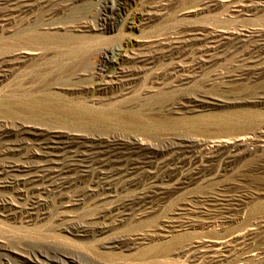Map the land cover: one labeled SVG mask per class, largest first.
<instances>
[{"label": "rangeland", "instance_id": "1", "mask_svg": "<svg viewBox=\"0 0 264 264\" xmlns=\"http://www.w3.org/2000/svg\"><path fill=\"white\" fill-rule=\"evenodd\" d=\"M63 39L94 43L87 51L100 53L121 46L120 53L135 58V64L119 62L115 74L99 66L92 74L82 66V56L51 49L20 52L21 45L36 42L32 48H38ZM36 99L41 105L39 120L10 119L11 111L26 116ZM163 103L167 108L159 116L179 119L183 126L178 124L174 132L179 136L210 141L238 134L235 139L244 135L254 144L248 145V154L242 150L230 163L207 167L204 176L188 184L169 183L164 194L145 207L107 220L100 216L104 210L138 195L140 188L118 180L110 190L92 192L88 185L92 180L77 179L80 173L64 175L72 184L53 193L40 190L31 195L26 191L40 184H12L52 183L41 180L40 165L28 156L41 148L57 151L48 149L43 138L19 132L18 125L68 127L94 138L143 139L146 133H133L130 124L114 123V111L147 120L149 110ZM53 105L56 112L73 114H68V124H56L61 115L51 112ZM99 116L106 121L92 122ZM0 117V264H57L71 259L79 264H264V0H0ZM162 139L151 143L160 148ZM36 201L39 204L34 205ZM168 246L169 252L157 256ZM195 256L201 257L191 259Z\"/></svg>", "mask_w": 264, "mask_h": 264}, {"label": "bare ground", "instance_id": "2", "mask_svg": "<svg viewBox=\"0 0 264 264\" xmlns=\"http://www.w3.org/2000/svg\"><path fill=\"white\" fill-rule=\"evenodd\" d=\"M103 25V24H102ZM106 27V25H105ZM108 29V28H107ZM67 37V35H65ZM59 38V37H58ZM64 38V37H63ZM72 38V37H71ZM28 39V38H27ZM48 39V38H47ZM87 39H89L87 37ZM95 39V38H94ZM104 39V38H103ZM101 40V39H100ZM24 41V40H23ZM26 41V40H25ZM44 41V40H43ZM54 41V40H53ZM109 41V40H108ZM107 41V42H108ZM111 41V40H110ZM113 41V40H112ZM27 42V41H26ZM30 42V40H29ZM48 42V41H47ZM80 42H82V40L80 39ZM19 43V42H18ZM87 43V42H86ZM77 43V42H71L70 40H60L58 42H49L46 44H40L41 47L38 48H32L33 45L37 44L36 42H32L31 44H27V45H21L20 47V52H22V54H27V53H34L37 52L38 54L41 52H47V50H53L55 52H57L58 54L61 55H70V56H82V66L87 67L86 70H88L89 72H92V74H97V69L99 66H101L102 68H106L111 71H113V73L115 74V66L119 63L124 64V63H134L135 58L120 53L121 50L123 49L121 46L118 47V50H116L115 48H110V49H106L105 51L103 50V52H97L98 50L96 49V52H92V51H87V49L91 48L94 46V43ZM100 43V42H98ZM102 43V42H101ZM112 43V42H110ZM17 44V43H16ZM106 44V43H105ZM114 44V43H113ZM19 45V44H18ZM98 45V44H97ZM107 45V44H106ZM110 46V45H109ZM9 48V47H8ZM13 48V47H12ZM65 48V51H61L60 49ZM122 48V49H121ZM4 49V48H3ZM99 49V48H98ZM121 49V50H120ZM15 50V49H14ZM100 50V49H99ZM120 50V51H119ZM10 51V50H9ZM15 54V53H14ZM11 55V54H10ZM193 55V54H192ZM43 56V55H42ZM40 56V57H42ZM54 56V55H53ZM191 56V55H190ZM59 57V55H58ZM197 57V56H196ZM54 58V57H53ZM57 57L55 56V59ZM62 58V57H61ZM64 58V57H63ZM72 58V57H71ZM157 58V57H156ZM160 58V57H159ZM185 58V57H184ZM190 58V57H189ZM70 59V58H69ZM165 59V58H164ZM163 59V61H164ZM61 60V59H60ZM144 60V59H142ZM183 60V59H181ZM197 60V59H196ZM73 61V59H72ZM162 61V63H163ZM70 62V61H69ZM141 62V61H140ZM59 63V62H58ZM80 63V62H79ZM189 63V62H188ZM118 64V65H119ZM135 64V63H134ZM166 64V63H165ZM190 64L192 65V63L190 62ZM197 64V63H196ZM70 65V64H68ZM133 65V64H132ZM140 65V64H139ZM161 65V64H160ZM159 65V66H160ZM164 65V64H163ZM65 66V65H64ZM72 66V65H71ZM130 66V65H129ZM135 67V65H133ZM133 66L131 68H133ZM137 66V65H136ZM143 66V65H141ZM146 66V65H145ZM178 66V65H177ZM180 66V65H179ZM182 66V65H181ZM68 68V66H66ZM157 67V66H156ZM161 67V66H160ZM163 67V66H162ZM161 67V68H162ZM166 67V65H165ZM164 67V68H165ZM63 68V67H62ZM83 68V69H84ZM140 68V67H139ZM138 68V69H139ZM144 68V66H143ZM159 68V69H161ZM171 68V66H170ZM182 68V67H181ZM134 69V68H133ZM133 69H131L133 71ZM141 69V68H140ZM147 69V67H146ZM155 69V68H154ZM158 68H156V70H159ZM172 69V68H171ZM178 69V68H177ZM183 69V68H182ZM62 70V69H61ZM65 70V69H63ZM69 70V68H68ZM125 70V69H124ZM130 70V71H131ZM137 70V69H136ZM142 70V69H141ZM145 70V69H144ZM174 70V69H173ZM181 70V69H180ZM77 71V70H75ZM81 72V70H79ZM83 71V70H82ZM108 71V70H107ZM140 71V70H139ZM156 71V72H157ZM162 71V70H161ZM163 71H165L163 69ZM167 71L168 67H167ZM74 72V71H73ZM99 72V71H98ZM136 72L135 70L133 71V73ZM72 73V71H71ZM61 74L63 75V73L61 72ZM67 74V73H66ZM69 74V73H68ZM76 74V73H75ZM80 74V73H79ZM84 74V73H83ZM113 74V75H114ZM131 74V73H130ZM135 74V73H134ZM60 75V77L62 76ZM73 75V74H71ZM88 75V74H87ZM148 75V74H147ZM59 76V75H58ZM67 76V75H66ZM65 76V77H66ZM96 76V75H95ZM124 76V75H123ZM64 77V79H65ZM68 77V76H67ZM146 77V76H145ZM63 78V76H62ZM69 78V77H68ZM67 79V78H66ZM86 79H88L86 77ZM85 79V80H86ZM92 79V78H91ZM68 80V79H67ZM84 80V79H83ZM89 80V79H88ZM61 81V80H58ZM69 81V80H68ZM72 81V80H71ZM71 81L69 82V84H71ZM64 82V80L62 81ZM67 83V81H65ZM74 82V81H72ZM77 82V81H76ZM105 82V81H104ZM108 82V81H107ZM47 83V82H46ZM48 84V83H47ZM58 84V83H57ZM73 84V83H72ZM109 84V83H108ZM111 84V83H110ZM46 85V84H45ZM76 85V83H75ZM50 86V84H49ZM68 86V85H67ZM47 87V86H46ZM63 87V86H62ZM66 87V85H65ZM71 87V86H70ZM51 88V86H50ZM43 90V89H42ZM41 90V91H42ZM49 91V90H47ZM36 92V91H35ZM56 92V91H54ZM37 93V92H36ZM35 93V94H36ZM40 93V91L38 92ZM37 93V94H38ZM58 92H56L57 94ZM79 93V92H78ZM55 94V96H57ZM61 94V92H60ZM66 94V93H65ZM74 94V93H73ZM23 95V94H22ZM34 95V94H33ZM41 95V94H40ZM59 95V94H58ZM62 95V94H61ZM64 95V94H63ZM163 95V94H162ZM44 96V95H43ZM47 96V95H46ZM52 96V95H51ZM75 96V95H74ZM79 96V95H78ZM165 96V95H163ZM14 97V96H13ZM26 97V96H25ZM25 97H23L22 99H24ZM38 97V96H37ZM49 97V96H47ZM54 97V95H53ZM58 97V96H57ZM67 97V96H64ZM73 97V96H72ZM41 98V97H40ZM63 98V97H62ZM71 98V97H70ZM151 98V97H150ZM164 98V97H163ZM169 98V97H168ZM192 98V97H191ZM202 98V97H201ZM21 99V101H22ZM34 99V98H33ZM52 99V98H50ZM48 99V100H50ZM58 99V98H57ZM155 99V98H154ZM30 100V99H29ZM45 100H47L45 98ZM153 100V98H152ZM196 100V99H195ZM205 100V99H203ZM206 100H208L206 98ZM205 100V101H206ZM12 101V100H11ZM28 101V100H27ZM25 101V102H27ZM61 101V100H60ZM119 101V100H117ZM174 101V100H173ZM200 101V100H199ZM209 101H211L209 99ZM206 101V102H209ZM215 101V100H214ZM24 102V103H25ZM31 102V101H30ZM49 102V101H48ZM59 102V101H58ZM121 102V101H120ZM170 102V99H169ZM190 102V101H188ZM205 102V103H206ZM23 103V104H24ZM43 104L45 102H42ZM47 103V102H46ZM115 103V102H114ZM144 103V102H143ZM166 103V102H165ZM165 103L161 104V105H156L157 107H153L152 109L148 110L150 111L151 117H147V120H145V117L142 119H139L138 116L136 117L135 114L134 116H129V112L128 115H121L122 112H119V116L117 115V112L115 113L114 111V117L113 118V122L114 123H120V124H130L131 126H129L128 128H130V131H132L133 133H146L145 135H143V139H138L137 137H133L132 138H127V139H122L119 136H109V137H102V136H98L97 138H94L93 135L92 137L83 135L82 133H76L74 131H70L65 128H58L60 126H58L57 128L55 126V128H47V127H42L41 125H39V123L37 125H18L16 123V125H18V130L23 131V133H29L32 135L37 136L38 138H43L44 140V144L48 145V149L51 150H57L55 153H51V152H44L38 148V152L36 153H32L28 156V159H35L37 160V164L40 165V169L42 170V172L44 173V175L42 174L41 180L44 182H52V183H12V184H17L20 186H32L34 184H40V186H35L32 187L31 189H28L26 192L30 193L31 195H34L36 192H41L40 190H45V192H54L57 188H62L63 186L72 184V183H66L68 179H66L64 177V175L66 174H70V173H80L78 176H76L77 179L79 180H84L85 178H89V180H92V183H88L89 185V190H91L92 192H97V191H101L103 192L104 190H110V188H113L115 186H117L119 183H114V181H121V180H126L129 183H126L127 185L131 186V187H138L140 188V193L134 197H130V199L125 198V200L120 201L118 203H116L115 205H113L112 207H109L108 209L104 210L101 213V217H108L106 218L109 219L110 216L116 215V213H120V212H125L128 210H132L134 208L140 207V206H146L148 204H150L155 198H157L160 195L164 194V189L167 188V186L169 185V183L174 184V183H183V184H188V182L194 180V179H198L202 176H204V170L207 167H212L214 165H218L221 163H230L232 161L233 158H235V156H237L238 153H243L242 150H244L245 154H248V145L251 146V144H254V142H249L248 138H245L241 135V133H239L242 138L239 139H235L237 136H239L237 134L236 136V132L233 133L235 134V138H233L232 136H224L223 137H216L211 139L210 141L208 140H199L198 138L195 139L194 138H188V137H182L179 136L177 133L175 134V130H177V127H179L182 123H178L177 121L179 120H173L170 119L169 117L163 116L164 118H160V113L167 108V105H165ZM192 103V102H191ZM215 103V102H214ZM213 103V104H214ZM13 104V103H12ZM21 104V103H19ZM33 104V103H31ZM92 104V103H91ZM116 104H118L116 102ZM115 104V106H116ZM150 104V103H149ZM176 104V103H175ZM209 104H212L209 103ZM212 104V105H213ZM216 104V103H215ZM28 108H29V104ZM51 105V104H49ZM56 105V104H55ZM103 105V104H102ZM105 105V104H104ZM110 105V104H109ZM120 104H118L119 106ZM136 105V104H135ZM153 105V103H152ZM151 105V106H152ZM219 105V104H218ZM16 106V105H15ZM114 106V104L112 105ZM111 106V107H112ZM128 106V105H126ZM155 106V105H154ZM201 106V105H200ZM6 107V106H5ZM14 107V105H13ZM31 107V106H30ZM33 107V106H32ZM31 107V108H32ZM48 107V105H47ZM50 107V106H49ZM85 107V106H84ZM101 107V106H100ZM120 107V106H119ZM135 107V106H133ZM144 106H140V108H138L139 110H142ZM212 107V106H211ZM23 108V107H21ZM25 108V107H24ZM41 108L40 105V101L36 99V103L35 106L33 108V110H29L30 112L26 113V116L20 117L18 116L19 113H16L14 111L9 112L10 115V119H21L24 120L25 119H40V115L41 110H39ZM62 108V107H61ZM75 108V107H74ZM77 108V107H76ZM86 108V107H85ZM114 108V107H113ZM116 108L118 109V107L116 106ZM114 108V109H116ZM132 108V107H129ZM142 108V109H141ZM145 108V107H144ZM7 109V108H6ZM13 109V108H12ZM18 109V108H17ZM51 112H54L57 108L56 106L51 107ZM95 109V108H94ZM100 109V108H99ZM111 109V108H110ZM120 109V108H119ZM122 109H124L122 107ZM194 109V108H193ZM209 109V108H208ZM39 110V111H38ZM47 110V109H46ZM58 110V109H57ZM83 110V109H82ZM121 110V109H120ZM130 110V109H129ZM134 110V108H133ZM144 110V109H143ZM205 110V109H204ZM16 111V110H15ZM23 111V110H22ZM45 112V110H43ZM65 111V110H64ZM71 111V110H70ZM69 111V112H70ZM74 111V110H73ZM145 111V110H144ZM142 111V113L144 112ZM147 111V112H149ZM180 111V110H179ZM51 112H48L51 114ZM56 112V111H55ZM86 112V111H85ZM111 112V111H110ZM113 112V110H112ZM136 112V111H135ZM139 111H137L138 113ZM147 112H144L145 114ZM165 112V111H163ZM177 112V111H176ZM184 112V111H183ZM186 112V111H185ZM240 112V111H239ZM238 112V113H239ZM2 113V112H1ZM4 113V112H3ZM7 113V111H6ZM46 113V112H45ZM56 113H58L59 115H61V117L57 118V120L54 121H58V125L60 124H68V112H62L61 111H57ZM54 113V114H56ZM97 113V112H96ZM140 113V112H139ZM143 113V114H144ZM178 113V112H177ZM224 113V112H223ZM25 114V113H24ZM72 114V113H71ZM78 114V113H77ZM84 114V113H83ZM109 114V112H108ZM148 114V113H147ZM166 114V113H165ZM236 114V112H235ZM242 111L241 114L242 115ZM23 115V114H22ZM43 115V114H42ZM52 115V114H51ZM50 115V116H51ZM73 115V114H72ZM78 115H81V113H79ZM87 115V113H86ZM164 115V114H163ZM205 115V114H204ZM202 115V116H204ZM218 115V114H217ZM226 115V114H225ZM245 115V114H244ZM256 115V113H255ZM259 116H261L260 114H258ZM256 115V116H258ZM2 116V115H1ZM45 116V115H43ZM48 116V115H46ZM55 116V115H54ZM57 116V115H56ZM85 116V115H83ZM93 116V115H92ZM101 116V115H100ZM95 117L92 122L94 123H103V121L106 119H104L103 117ZM111 116V115H110ZM113 116V115H112ZM156 116V117H155ZM158 116V117H157ZM209 116V115H208ZM214 116V115H213ZM219 116V115H218ZM227 116V115H226ZM250 116V115H249ZM254 116V117H256ZM88 117V116H87ZM90 117V116H89ZM177 117V116H176ZM176 117H174V119H176ZM211 117V116H210ZM216 117V116H215ZM221 117V116H220ZM242 117L246 118V115ZM251 117V116H250ZM2 119V117H0ZM43 118V117H42ZM73 118V117H72ZM80 118V117H79ZM185 118V117H184ZM183 118V121H184ZM209 118V117H208ZM224 118H226L224 116ZM248 118V117H247ZM5 119V118H4ZM8 119V118H7ZM9 119V120H10ZM46 119V118H45ZM48 119V118H47ZM86 119V117H85ZM84 119V120H85ZM89 119V118H88ZM92 119V118H90ZM108 119V118H107ZM201 119V117H200ZM212 119V118H209ZM250 119V118H249ZM255 119V118H254ZM256 119H260L257 118ZM8 120V121H9ZM20 120V121H21ZM72 120V119H71ZM70 120V121H71ZM83 120V119H82ZM80 120V121H82ZM111 120V119H110ZM186 120V119H185ZM213 120V119H212ZM225 120V119H224ZM241 120H243V118H241ZM7 121V120H6ZM15 121V120H14ZM52 120H49V122ZM89 121V120H88ZM104 121V122H105ZM109 121V119H108ZM112 121H110L112 123ZM181 121V120H180ZM181 121V122H183ZM193 121L192 123H194V121L196 122V120H191ZM197 121H199L197 119ZM204 121V120H203ZM246 121V120H244ZM248 121V120H247ZM254 121V120H252ZM256 121V120H255ZM254 121V122H255ZM259 121V120H258ZM11 122V121H10ZM18 122V121H17ZM29 122V121H28ZM40 122V121H39ZM79 122V121H78ZM77 122V123H78ZM84 122V121H83ZM91 122V123H92ZM108 122V123H110ZM201 122V121H200ZM211 122V121H210ZM221 122V121H220ZM219 122V123H220ZM223 122V121H222ZM250 122V121H249ZM248 122V123H249ZM7 123V122H6ZM14 123V122H13ZM19 123V122H18ZM24 123V122H22ZM44 123V121L42 122ZM41 123V124H42ZM48 123V122H46ZM73 123V121H72ZM80 123V122H79ZM112 123V124H114ZM246 123V122H245ZM12 124V123H10ZM36 124V123H35ZM52 124V123H51ZM71 124V123H70ZM76 124V123H75ZM88 124H90L88 122ZM107 124V123H106ZM119 124V125H120ZM226 124V123H225ZM223 124V125H225ZM231 124V123H230ZM39 125V126H38ZM45 125V124H44ZM55 125V124H54ZM73 125V124H72ZM87 125V124H86ZM96 125V124H94ZM185 125V123H184ZM192 125V124H191ZM194 125V124H193ZM219 125V124H218ZM13 126V125H12ZM11 126V127H12ZM70 126V125H69ZM78 126V124H77ZM85 126V125H84ZM106 126V125H104ZM109 126V125H108ZM116 126V125H115ZM183 126V125H182ZM234 126V125H233ZM10 127V126H9ZM10 127V128H11ZM51 127V126H50ZM71 127V126H70ZM90 127V126H89ZM99 127V126H98ZM190 127V126H189ZM188 127V128H189ZM231 126H229L230 128ZM76 128V127H75ZM79 128H81L79 126ZM78 128V129H79ZM85 128V127H83ZM103 128V125H102ZM120 128V127H119ZM126 128V127H125ZM187 128V129H188ZM223 128V127H222ZM228 128V130H229ZM5 129V128H4ZM12 129V128H11ZM63 129V130H61ZM96 129H101V128H96ZM105 129V127L103 128ZM109 129V128H108ZM184 129V128H183ZM190 129V128H189ZM188 129V130H189ZM217 129L219 130V128L217 127ZM231 129V128H230ZM235 129V127H234ZM246 129V128H245ZM251 129V128H250ZM13 130V129H12ZM17 130V128H16ZM74 130V129H73ZM91 130V129H90ZM94 130V129H93ZM122 130V129H121ZM125 130V129H124ZM129 130V129H128ZM191 130V129H190ZM217 130V131H218ZM224 130H227V128H224ZM86 131V129H85ZM97 131V130H96ZM104 131V130H103ZM109 131V130H108ZM183 131V130H182ZM203 131V128H202ZM234 131V130H233ZM232 131V132H233ZM14 132V130H13ZM12 132V133H13ZM82 132V130H81ZM101 132V131H99ZM125 132V131H124ZM180 132V128L179 131ZM220 132V131H219ZM243 132V131H242ZM88 133V132H87ZM95 133V132H94ZM102 133V132H101ZM108 133V132H107ZM222 133V132H221ZM225 133V132H224ZM227 133V132H226ZM225 133V134H226ZM231 133V132H230ZM246 133V132H245ZM114 134V133H112ZM200 134V132H199ZM203 134V133H202ZM205 134H207L205 132ZM204 134V135H205ZM213 134V133H212ZM211 134V135H212ZM215 134V133H214ZM213 134V135H214ZM220 134V133H219ZM229 134V133H228ZM248 134V133H246ZM106 135V134H105ZM131 135H133L131 133ZM141 135V134H139ZM196 135V134H195ZM209 135V134H207ZM206 135V136H207ZM217 135V134H216ZM232 135V133L230 134ZM251 135V134H250ZM97 136V135H96ZM128 136V135H127ZM194 136V135H193ZM246 136V135H245ZM203 137V136H202ZM214 137V136H213ZM159 138H163L162 140L164 141V144L162 147H158L156 145H153L151 142L153 140H157ZM211 138V137H210ZM252 138V137H249ZM207 139V138H206ZM254 140V138H252ZM260 139V137L258 138ZM263 139V138H261ZM260 139V140H261ZM42 140V141H43ZM256 140V139H255ZM254 140V141H255ZM251 141V140H250ZM259 141V140H256ZM264 141V140H263ZM154 142V141H153ZM239 142V143H238ZM257 145V143L255 144ZM254 145V146H255ZM249 146V147H250ZM248 147V148H249ZM260 147V146H259ZM12 148V147H11ZM10 149V148H9ZM11 151V149H10ZM240 151V152H239ZM58 152V153H57ZM62 158L61 162L54 160V159H50L51 156L50 155H54V156H58ZM243 155V154H242ZM246 156V155H245ZM27 157V156H26ZM26 162V161H25ZM27 163V162H26ZM29 163V161H28ZM27 163V164H28ZM30 164V163H29ZM34 164V163H33ZM57 165L56 167H52L53 165ZM37 165V166H38ZM42 165V166H41ZM23 166V165H22ZM14 168V167H12ZM4 170V169H3ZM17 170V169H16ZM0 171L2 172V169H0ZM56 171V175L55 176H51V172H55ZM141 171V172H140ZM49 172V173H48ZM140 172V173H139ZM144 172V173H143ZM37 176V175H36ZM52 178H51V177ZM73 176V175H72ZM17 177V176H16ZM39 177V176H38ZM50 177V178H48ZM71 177V176H70ZM85 177V178H84ZM47 178V179H46ZM70 179V178H69ZM75 179V178H74ZM72 180V179H71ZM77 181V180H76ZM125 181V182H126ZM122 184V183H121ZM71 186V185H70ZM121 186V185H120ZM85 187V186H84ZM87 187V186H86ZM122 187V186H121ZM49 189V190H48ZM62 190V189H61ZM59 191V190H58ZM112 193V192H111ZM103 195V193H101ZM100 194V195H101ZM40 195V194H39ZM108 195V194H107ZM39 199V198H38ZM206 199V198H205ZM41 200V199H39ZM200 200V199H199ZM204 201V200H203ZM206 202V201H205ZM3 203V202H2ZM201 203V202H200ZM208 203V202H207ZM4 204V203H3ZM6 204V203H5ZM34 205L39 204V201H36L35 203L33 202ZM32 205V206H34ZM213 205V204H212ZM29 208V206L27 207V209ZM257 208V207H256ZM32 209V208H31ZM7 210V209H6ZM23 211V210H22ZM220 211V210H219ZM253 212V211H252ZM14 213V212H13ZM21 213V212H20ZM258 213V212H257ZM101 221V220H100ZM104 221V220H103ZM147 226V225H146ZM86 230V229H85ZM92 232V231H91ZM70 233V232H68ZM56 234V233H55ZM58 237V236H57ZM56 237V238H57ZM40 239V238H39ZM63 239V238H62ZM36 240V239H34ZM33 240V241H34ZM185 240V239H184ZM187 240V239H186ZM51 244V243H50ZM54 244V242L52 243ZM51 244V245H52ZM39 245V244H38ZM59 245V244H58ZM62 245V244H61ZM71 245V244H70ZM119 245V244H118ZM50 246V245H49ZM171 246L168 247H163L162 249H160L157 253V256H161V255H165L167 252H169V250L171 249ZM186 249V248H185ZM184 249V250H185ZM187 250V249H186ZM157 252V251H156ZM183 252V251H182ZM187 253V251H186ZM185 254V253H184ZM186 255V254H185ZM183 255V256H185ZM97 256V255H96ZM109 256V255H108ZM187 256V255H186ZM198 257L201 256H195L194 258L191 259H197ZM260 257V256H259ZM200 259V258H199ZM198 259V260H199ZM167 260V259H165ZM59 261V260H58ZM56 262V261H55ZM158 263V262H157ZM3 264H8V263H3ZM57 264H79L76 261H74V259L69 260V262H64L63 263H57ZM169 264V263H168Z\"/></svg>", "mask_w": 264, "mask_h": 264}]
</instances>
